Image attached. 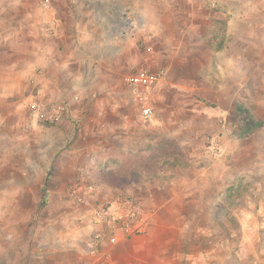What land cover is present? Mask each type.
I'll list each match as a JSON object with an SVG mask.
<instances>
[{
	"label": "rangeland",
	"instance_id": "obj_1",
	"mask_svg": "<svg viewBox=\"0 0 264 264\" xmlns=\"http://www.w3.org/2000/svg\"><path fill=\"white\" fill-rule=\"evenodd\" d=\"M156 2V28L135 38L139 64L125 71H167L169 86L155 96L154 116L147 117L124 80L119 98L98 94L109 100L98 108L61 98L42 101L38 70L30 69L33 76L23 71L22 48L10 37V26L20 22V7L42 8L43 1L0 0V264H115L104 236L96 240L92 221L94 207L112 203L95 196L121 195L133 182L197 181L208 167L224 165L229 168L217 180L219 194L237 199L247 189L258 191L264 167V0ZM233 38L235 86L228 84ZM53 130L60 135L56 141L48 137ZM214 137L217 151L210 148ZM82 180L96 186L85 202L69 195ZM212 186L205 195H212ZM129 195L149 216L140 232L147 233L158 208ZM192 198L177 211L195 215ZM219 223L222 229L231 224ZM209 227L205 243L220 248L229 238ZM187 240L197 244L196 237ZM133 249L128 246L123 261L132 260ZM241 249L237 245L232 258L240 261Z\"/></svg>",
	"mask_w": 264,
	"mask_h": 264
},
{
	"label": "crops",
	"instance_id": "obj_2",
	"mask_svg": "<svg viewBox=\"0 0 264 264\" xmlns=\"http://www.w3.org/2000/svg\"><path fill=\"white\" fill-rule=\"evenodd\" d=\"M153 1L157 4L156 0ZM154 2L51 0L48 9L44 6L20 7V22H11L10 37L14 38L15 45H21L20 60L26 75L33 76L30 69L34 67L38 70L41 100L54 102L61 98L68 99L72 105L80 103L98 108L109 101L98 94L109 93L119 98L126 69L139 64L133 53L135 38L145 34V29L156 28L157 7ZM235 45L236 39L233 38L227 46L228 81L231 80L228 84L234 86L237 70ZM168 83L167 75L156 95L162 93ZM73 93L79 99H74ZM55 132L48 133L51 141L60 136ZM228 168L224 165L208 167L197 181L187 178L157 181L143 187H130L117 196L96 195L95 198L118 206L126 195L135 194L158 208L149 220L151 228L147 233L114 237L111 228H105V246L113 252L115 264L127 262L122 259L126 257L124 252L128 246L134 248L133 257L125 264H264V167L258 191L251 195L246 188L242 197L237 199L226 198L224 192L218 193L222 184L217 180ZM236 172L238 168L232 171ZM247 182L249 180L244 179L242 187ZM210 185H213V193L205 195ZM193 195L198 207L196 214L178 212V204L185 207L192 203ZM190 221L196 223L189 225ZM219 222L231 224L222 229ZM210 224L217 236L229 238L219 244L220 248L205 243V235L211 231ZM261 229L263 232L259 231ZM189 237H196L197 244H187ZM237 245L242 248L240 261L232 258ZM215 257L218 258L215 260Z\"/></svg>",
	"mask_w": 264,
	"mask_h": 264
},
{
	"label": "built area",
	"instance_id": "obj_3",
	"mask_svg": "<svg viewBox=\"0 0 264 264\" xmlns=\"http://www.w3.org/2000/svg\"><path fill=\"white\" fill-rule=\"evenodd\" d=\"M43 6L48 9L51 6V0H42ZM167 75L164 68L157 70H136L124 76V82L131 86L136 93V100L141 112L147 117L154 116L155 96L159 85ZM39 108V106H37ZM218 140L214 137L210 140V148L214 151L219 150ZM96 193V186L91 182L83 180L74 183L69 188L71 198L85 202L92 199ZM146 210L137 203L134 195H127L121 201L119 207H113L111 204H103L94 207L92 211V221L95 225V238L98 241L104 236L105 228H111L114 237L123 235H133L144 230L148 219ZM93 264H109L105 261Z\"/></svg>",
	"mask_w": 264,
	"mask_h": 264
},
{
	"label": "trees",
	"instance_id": "obj_4",
	"mask_svg": "<svg viewBox=\"0 0 264 264\" xmlns=\"http://www.w3.org/2000/svg\"><path fill=\"white\" fill-rule=\"evenodd\" d=\"M53 170L51 169L49 172H48V176H47V178H46V185H49V183H50V181H51V177L53 176ZM135 178V177H134ZM157 177L155 176L154 177V179H156ZM151 181V180H150ZM143 183H145V181L143 182ZM142 183V184H143ZM138 186V184L136 183V182H133L132 184H131V187H137ZM43 205H45V202H43L42 203V206Z\"/></svg>",
	"mask_w": 264,
	"mask_h": 264
}]
</instances>
